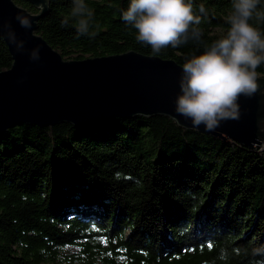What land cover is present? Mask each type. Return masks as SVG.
I'll return each mask as SVG.
<instances>
[{"label": "trees", "instance_id": "16d2710c", "mask_svg": "<svg viewBox=\"0 0 264 264\" xmlns=\"http://www.w3.org/2000/svg\"><path fill=\"white\" fill-rule=\"evenodd\" d=\"M191 2L200 39L189 33L159 54L123 21L130 0H84L94 13L86 34L73 0H49L36 32L65 59L133 50L183 65L230 27L232 0ZM250 23L264 31V21ZM11 61L0 37V70ZM54 263L264 264V149L165 115L9 128L0 133V264Z\"/></svg>", "mask_w": 264, "mask_h": 264}, {"label": "water", "instance_id": "95a60500", "mask_svg": "<svg viewBox=\"0 0 264 264\" xmlns=\"http://www.w3.org/2000/svg\"><path fill=\"white\" fill-rule=\"evenodd\" d=\"M25 1L37 12L0 0V37L12 59L0 70V133L19 124L80 126L165 115L183 128L264 149V75L255 95L240 98L238 119L222 122L215 131L196 128L176 112L183 65L133 50L65 59L36 32L38 20L49 12V0ZM24 19L30 26H23Z\"/></svg>", "mask_w": 264, "mask_h": 264}, {"label": "clouds", "instance_id": "9594fccd", "mask_svg": "<svg viewBox=\"0 0 264 264\" xmlns=\"http://www.w3.org/2000/svg\"><path fill=\"white\" fill-rule=\"evenodd\" d=\"M73 2L72 16L81 17L78 32L86 34L94 13L84 0ZM260 3L232 0L226 35L183 64L176 112L191 120L194 127L203 125L215 131L222 122L238 119L240 98L260 90L261 74L257 69L264 65V31L250 23L253 19L264 21ZM200 10L204 11L203 6ZM122 19L136 29V41L149 46L154 54L186 43L189 33L195 40L202 35L194 27L201 21L194 15L191 0H130ZM22 24L30 26L27 19Z\"/></svg>", "mask_w": 264, "mask_h": 264}, {"label": "rangeland", "instance_id": "374dc122", "mask_svg": "<svg viewBox=\"0 0 264 264\" xmlns=\"http://www.w3.org/2000/svg\"><path fill=\"white\" fill-rule=\"evenodd\" d=\"M213 30H214L213 32L217 33L218 35L219 34L223 35V33L221 32L220 29L214 28ZM102 243H104V240H102ZM66 249L69 250V251H75V250H77V246L69 245V246L66 247ZM54 264H62V263H54Z\"/></svg>", "mask_w": 264, "mask_h": 264}]
</instances>
